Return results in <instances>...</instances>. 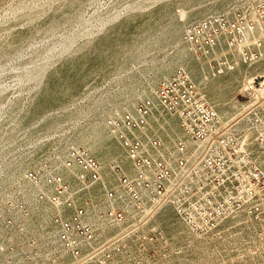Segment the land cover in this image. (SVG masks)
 I'll use <instances>...</instances> for the list:
<instances>
[{"label": "built area", "instance_id": "2783aa9c", "mask_svg": "<svg viewBox=\"0 0 264 264\" xmlns=\"http://www.w3.org/2000/svg\"><path fill=\"white\" fill-rule=\"evenodd\" d=\"M252 8L253 17L219 14L190 30L188 39L197 56L212 70L229 63L227 55L234 53L245 61L260 57L264 33L247 37L246 32L264 25V1ZM250 86L248 94L254 99L243 125L237 126L222 121L180 68L155 90L158 104L178 118L171 141L151 127L152 98L108 121L131 170L112 164L115 180L110 181L98 159L83 147L70 148L63 161L74 171L76 185L49 162L29 170L32 182L47 186L39 197L53 207L51 220L63 247L82 264H145L143 250L157 244L149 218L164 204L180 215L191 234L228 246L235 264H264V78ZM258 88L261 97L254 95ZM248 137H253V146Z\"/></svg>", "mask_w": 264, "mask_h": 264}, {"label": "bare ground", "instance_id": "6f19581e", "mask_svg": "<svg viewBox=\"0 0 264 264\" xmlns=\"http://www.w3.org/2000/svg\"><path fill=\"white\" fill-rule=\"evenodd\" d=\"M124 1L125 18L118 19V12L95 18L102 35L94 39L93 49L88 51L87 57L81 58L80 54L70 52L71 43L80 34L79 26L91 23V19L82 17L80 6L72 2H64L54 8L35 26L10 31L0 38V71L16 57L15 69L20 87L17 98L0 102V237L4 238L0 243V264L73 263L75 258L61 244L58 226L51 220L53 207L39 197L40 191L47 190L46 184L44 181L32 182L27 172L48 161L76 185L74 171L64 167L63 161L70 148L79 147L89 150L98 159L110 181L115 180L112 164L120 163L131 170L126 151L108 121L125 112H134L137 94H140V100L152 98L155 102L150 122L152 129L161 139L171 141L178 131V118L158 104L155 90L158 83L170 77L178 65L186 71L201 97L216 109L222 121H235L237 126L244 123L243 116L254 99L247 95L250 85L256 78H264V48L254 61H245L234 53L227 55L229 63L212 70L207 62L195 55L191 42L184 41L181 36L182 24L192 17L184 9L176 17L154 16L136 28L132 35L137 34L141 39L111 69L115 70L113 86L88 98L87 102L65 105L72 95H77L103 75V72H98L91 81L80 82L87 66L93 63L100 44L109 45L114 40L109 33L120 26L136 24L149 13L145 10L149 0ZM227 1L220 0L214 5V10L207 12L202 19L223 13V5ZM28 14H21L17 20ZM258 31L259 25L256 24L247 30L246 35L254 37ZM44 37H47L46 42ZM171 44L175 48L174 53L167 58L165 48ZM86 45L81 44L78 52ZM24 48L28 52L27 58L22 60ZM221 50L227 53L224 47ZM127 63L132 65L123 71ZM132 68L134 70L130 71ZM138 83H142L141 88L135 90ZM5 89L6 85L0 84V93ZM26 90L32 93L30 98L22 96ZM255 92L258 97L263 94L262 88ZM60 108L64 109L61 114L53 113ZM107 114L111 118L106 117ZM38 118L43 121L36 125ZM64 118L71 124L73 133L63 141L59 139L62 142L52 153L46 154L45 146H40L39 152L33 149L29 151L34 152L32 154L24 153L25 145H36L42 139V131L58 129ZM248 139V144L253 146V137ZM262 163L264 169V157ZM8 199L12 206L6 204ZM149 219L157 243L174 248L190 239L197 245V253L211 250V244L206 245L207 239L191 234L171 206L160 205ZM12 241H16V245H12Z\"/></svg>", "mask_w": 264, "mask_h": 264}, {"label": "rangeland", "instance_id": "374dc122", "mask_svg": "<svg viewBox=\"0 0 264 264\" xmlns=\"http://www.w3.org/2000/svg\"><path fill=\"white\" fill-rule=\"evenodd\" d=\"M219 1L220 0H149L146 3L147 6L145 8V10L149 13L142 17L140 22L129 27L120 26L109 33V36L114 38V40L109 45H105L103 43L100 44L96 56L93 57V63L87 66V69L83 73L80 82L86 83L91 81V79H93L98 72H103V75L99 76L94 83L90 84L83 91H80L77 95H72L73 97L70 98L65 105L70 106L74 102L79 104L87 102V100H89L88 98L95 96L96 94L115 84V70L111 71V69L120 63L122 57H126L128 55L127 50H129V48L133 47L134 44L139 43L141 36L136 34L133 37L132 34L140 25L148 22L154 16L157 18L162 16L176 17L179 11L184 9L189 13V16H192L190 21H186L181 26V36L184 41L188 42V34L192 27L196 25L198 20L202 19L207 12L213 11L215 8L214 5ZM258 1L259 0H228L223 5L225 11L220 14L226 15L228 17H235L237 15L253 17L255 10L252 7ZM64 2L78 4L80 6L82 17L86 20L91 19L90 24H83L79 26L78 29L80 34L76 40L71 43V54H80L79 57L81 58L88 56V51L93 49L94 39L102 35V32L98 31L99 27L95 21L97 16H110L115 12H118V19L120 20L127 16V13H125L123 10V6L125 4L124 0H0V38L4 37L10 31H22L27 27L35 26L40 20L45 18L51 10ZM25 12L29 14L23 16L20 20H17V18H19L20 15ZM262 25L263 24L260 23L259 31L256 33V37L261 36L264 33V25ZM107 26L108 25L105 27ZM43 40L46 42L47 37H44ZM84 43H87L86 48L78 52L79 46ZM97 46L98 45L95 47ZM165 49L167 58H169L174 53L175 48L173 47V44H171ZM27 52V48H24L22 51V60L27 58ZM195 55L197 56L196 52ZM17 62L18 59L16 57L12 58L8 65L0 71V84L6 85L4 92L0 93V102L6 101L8 99H15L20 94V87L17 84L18 71L15 69ZM131 65L132 64L127 63V66H125L126 68H124L123 71L131 67ZM180 67L181 66L178 65L175 68V71L180 69ZM133 70L134 69L132 68L130 71ZM146 77L143 78L146 79ZM141 84L142 83H138L135 86V90H139L141 88ZM143 90L145 89L143 88ZM31 95L32 93L26 90L22 96L30 98ZM137 95L138 103L140 101V94ZM247 95L249 96V94ZM63 111L64 109L60 108L58 110H53V113L61 114ZM105 116L111 118L109 117V114ZM61 120L63 122L58 127V129L42 131L40 133L42 139L38 141L36 145H25L23 147L25 150L24 153L29 155L34 152H39L40 146H45L46 154L52 153L57 148V146L61 144L65 137H68L69 135L71 136L73 133L71 124L64 121L65 118ZM42 121L43 119L38 118L35 121V124L39 125ZM59 139L62 141L60 142ZM33 149H35L34 152H29ZM45 162L48 161H43L39 164V167ZM6 204L8 206H12L13 203L10 199H8ZM3 239L4 238L0 237V243L3 242ZM15 242L16 241H14V243ZM205 242L206 245L211 244V250L204 249V252H202L203 254L197 253L196 244L186 240L174 248L167 245H158V243L154 244L153 246L146 247V249L149 250H143L142 258L143 261H148L145 264H235V262H233V260H231L229 257L231 249L228 248V246H225L222 242H212L210 240ZM71 264L82 263H80V260L75 259Z\"/></svg>", "mask_w": 264, "mask_h": 264}]
</instances>
